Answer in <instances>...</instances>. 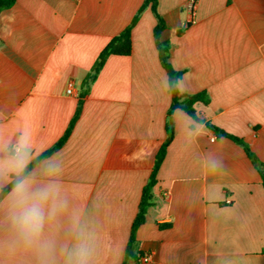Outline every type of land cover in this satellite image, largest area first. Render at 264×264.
<instances>
[{
  "label": "crops",
  "instance_id": "1",
  "mask_svg": "<svg viewBox=\"0 0 264 264\" xmlns=\"http://www.w3.org/2000/svg\"><path fill=\"white\" fill-rule=\"evenodd\" d=\"M144 1L17 0L3 10L0 109L49 150L82 96L81 115L58 151L67 183L104 195L111 217L105 239L122 250L118 264L125 261L143 188L171 129L153 205L136 234V260L129 264H264V0H158L166 24L161 40L171 45L173 69L191 74L190 95L209 99L195 107L242 142L208 127L209 137L194 150H185L177 137L168 119L171 100L158 87L166 71L150 8L132 30V53L109 56L96 80L84 84ZM217 141L227 168L205 178L199 155L217 148ZM102 264L117 259L106 252Z\"/></svg>",
  "mask_w": 264,
  "mask_h": 264
},
{
  "label": "clouds",
  "instance_id": "2",
  "mask_svg": "<svg viewBox=\"0 0 264 264\" xmlns=\"http://www.w3.org/2000/svg\"><path fill=\"white\" fill-rule=\"evenodd\" d=\"M190 75L165 73L158 82L162 98L190 95ZM168 119L185 150L209 137L203 107L190 113L178 103ZM222 143L199 155L205 178L227 168ZM47 153L29 128L13 125L10 113L0 109V264H102L106 252L118 264L122 250L116 252L105 239L111 217L104 195L90 196L82 184L67 183L64 154Z\"/></svg>",
  "mask_w": 264,
  "mask_h": 264
},
{
  "label": "trees",
  "instance_id": "3",
  "mask_svg": "<svg viewBox=\"0 0 264 264\" xmlns=\"http://www.w3.org/2000/svg\"><path fill=\"white\" fill-rule=\"evenodd\" d=\"M16 1L17 0H0V14L3 10L11 8L16 3ZM157 7H158V0H145L143 2L140 10L135 15L130 25L126 27L125 30L121 32L120 35L112 39L110 43L103 49L91 73L85 80V83H84L85 85H88L90 82H94L96 80L99 72L103 68L105 61L107 60L109 56H112V55L129 56L132 53V39H131L132 30L137 24L142 12L147 8H150L156 17L157 23L154 28V38H155V44H156L158 54H159V60H160V63L163 69L166 71L167 74L180 75V76L183 75L182 71L175 72L170 63V49H171L170 43L167 41L161 40V34L166 29V24L162 16L158 13ZM199 102L203 104H208L209 99L206 93L186 95L185 97L182 98V100H178L176 97H172L171 107L168 113L169 115H171V109L175 108L178 105V103H182V105L186 108V110L191 113L194 110L195 104ZM82 106H83V100L81 96L79 103H78L76 113L73 119L71 120L69 127L67 128L65 134L52 148L48 150L47 154H50L51 152H54V151H58L67 142L77 120L79 119L81 115ZM207 124H208V127L213 129L215 132L220 133L224 136H227L235 140L236 142L242 143L239 139L226 134L225 132L212 126L208 122ZM173 137H174V133H173V130L171 129L168 138L163 143V145L161 146L160 150L158 151L156 155L155 163H154V166L150 174L149 182L143 188L139 210H138V213L132 225L131 235H130L129 242H128L127 249H126V258L123 264H129L130 260H136V253H135L136 234H137L138 229L145 223L148 209L153 205V192L152 191H153L154 186L157 183L158 171L165 159V156L167 154V149L169 145L171 144ZM250 156L252 157L251 154Z\"/></svg>",
  "mask_w": 264,
  "mask_h": 264
},
{
  "label": "built area",
  "instance_id": "4",
  "mask_svg": "<svg viewBox=\"0 0 264 264\" xmlns=\"http://www.w3.org/2000/svg\"><path fill=\"white\" fill-rule=\"evenodd\" d=\"M191 8H193L194 7V2H192L191 3ZM69 94H72L73 93V91H72V89L70 88V89H68V91H67ZM215 139H212V141H214ZM150 259H151V256L150 255H147V256H145L144 257V262H149L150 261Z\"/></svg>",
  "mask_w": 264,
  "mask_h": 264
}]
</instances>
